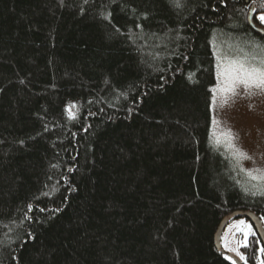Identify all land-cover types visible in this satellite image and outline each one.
I'll return each mask as SVG.
<instances>
[{"label":"trees","instance_id":"1","mask_svg":"<svg viewBox=\"0 0 264 264\" xmlns=\"http://www.w3.org/2000/svg\"><path fill=\"white\" fill-rule=\"evenodd\" d=\"M182 3L0 0V264H232L216 233L264 184L210 143V41L264 42V4Z\"/></svg>","mask_w":264,"mask_h":264},{"label":"snow or ice","instance_id":"2","mask_svg":"<svg viewBox=\"0 0 264 264\" xmlns=\"http://www.w3.org/2000/svg\"><path fill=\"white\" fill-rule=\"evenodd\" d=\"M169 2L174 7L183 6L182 0H169ZM221 2L223 3V0H221ZM255 2L256 0H253V3ZM85 3H87V0H85ZM262 4H264V0H262ZM256 11V8L250 9L249 22H251V15L255 14ZM102 16L111 22L110 13L102 14ZM256 19L259 20L261 24H264V12L257 15ZM137 27L140 28L141 25H137ZM117 31H119V29H117ZM257 31L264 35V28L257 29ZM130 38L132 37L130 36ZM210 46L213 49L212 56L215 61L214 67L216 77L215 85L210 88L212 94L211 104L214 111L230 106V102H234V99L238 95H241V89L249 96H264V42L253 37L251 40H244L242 42L236 41L233 43L231 41L221 40L217 43V40L214 38L210 41ZM192 75L188 77L190 81L192 80ZM121 95L125 94L122 93ZM65 112L69 120H75L78 117L79 106L76 103H71L66 106ZM222 123L223 122L213 116L210 143L217 148L223 145L231 154L235 164L239 166L241 171L251 180H264V168H243L242 162L244 160H252L253 157L238 145V134L233 132L230 127L222 126ZM253 163H255L254 160ZM53 167H56V165H53ZM240 187L241 191L246 195L251 194L253 196L258 195L264 197V189L257 188V190L253 191L245 185H241ZM54 190H56L55 187ZM44 195L47 196L49 193H44ZM27 211H33V206L31 204L27 206ZM39 211H45V209H39ZM54 211H59V209ZM25 218H28L27 212L25 213ZM261 219L264 220V217ZM237 231L242 234L243 242L237 241L238 247L232 248L229 247L228 241L222 237L224 247L229 251L235 252L244 264H248V257L239 252V247L248 248L249 244L247 241L249 237L255 236L256 233L251 224L245 220H240L238 222ZM256 254L257 264H264V244H261L256 249ZM228 259L231 260L232 264H237L231 257H228Z\"/></svg>","mask_w":264,"mask_h":264},{"label":"rangeland","instance_id":"3","mask_svg":"<svg viewBox=\"0 0 264 264\" xmlns=\"http://www.w3.org/2000/svg\"><path fill=\"white\" fill-rule=\"evenodd\" d=\"M262 25L264 26V24ZM240 91L241 95H238L234 99V102H230V106L217 109L216 111L212 107V113L213 116L223 122L222 126L230 127L233 132L238 134V145L253 157L252 160H244L242 162L243 168H264V96H249L247 93H244L243 89ZM253 160L255 163H253ZM255 181L264 184V180ZM240 220H245L251 224L253 230L256 231L252 222L246 218L233 220L226 227L222 235L228 241L229 247L236 248L238 247L237 241L243 242L242 234L237 231ZM221 244L227 257H231L235 261H241L235 252L229 251L224 247L222 239ZM242 248L239 247L241 254H243ZM241 262L243 263V261Z\"/></svg>","mask_w":264,"mask_h":264},{"label":"water","instance_id":"4","mask_svg":"<svg viewBox=\"0 0 264 264\" xmlns=\"http://www.w3.org/2000/svg\"><path fill=\"white\" fill-rule=\"evenodd\" d=\"M238 218H246V219L250 220L252 222V224L254 225V227L258 233L259 238L261 239L262 243L264 244V227H263V223H262L261 219L251 212H235V213L227 216L223 220V222L221 223V225H220V227L216 233V236H215L216 248L219 252H221L223 254H225V253L223 251L222 244H221L222 235H223L226 227L233 220L238 219ZM236 262H237V264H243L241 261H236Z\"/></svg>","mask_w":264,"mask_h":264}]
</instances>
